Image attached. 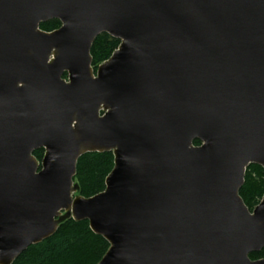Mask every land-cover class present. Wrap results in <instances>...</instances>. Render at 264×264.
Wrapping results in <instances>:
<instances>
[{
	"label": "water",
	"instance_id": "obj_1",
	"mask_svg": "<svg viewBox=\"0 0 264 264\" xmlns=\"http://www.w3.org/2000/svg\"><path fill=\"white\" fill-rule=\"evenodd\" d=\"M104 33L121 44L95 71ZM88 153L114 168L85 198ZM251 164L264 0H0V264L69 219L108 242L98 264H264V196H240Z\"/></svg>",
	"mask_w": 264,
	"mask_h": 264
},
{
	"label": "trees",
	"instance_id": "obj_2",
	"mask_svg": "<svg viewBox=\"0 0 264 264\" xmlns=\"http://www.w3.org/2000/svg\"><path fill=\"white\" fill-rule=\"evenodd\" d=\"M61 27L58 20L41 24V29L52 32ZM121 41L108 34H101L92 47L95 71L120 47ZM67 75L65 76V78ZM200 141H195L199 146ZM39 162L44 150L34 152ZM114 168L113 153H88L78 161L75 182L79 195L90 198L105 191L106 178ZM240 196L252 211L264 196V168L251 164L246 171L245 183ZM109 249L108 242L93 233L88 221L69 219L60 225L52 237L30 246L13 264H98ZM252 260L264 258V249L250 255Z\"/></svg>",
	"mask_w": 264,
	"mask_h": 264
}]
</instances>
